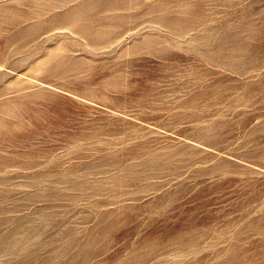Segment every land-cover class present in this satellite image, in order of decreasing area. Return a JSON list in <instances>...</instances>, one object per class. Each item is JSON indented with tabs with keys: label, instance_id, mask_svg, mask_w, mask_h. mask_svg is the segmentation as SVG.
<instances>
[{
	"label": "rangeland",
	"instance_id": "1",
	"mask_svg": "<svg viewBox=\"0 0 264 264\" xmlns=\"http://www.w3.org/2000/svg\"><path fill=\"white\" fill-rule=\"evenodd\" d=\"M0 264H264V0H0Z\"/></svg>",
	"mask_w": 264,
	"mask_h": 264
}]
</instances>
